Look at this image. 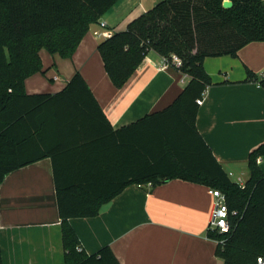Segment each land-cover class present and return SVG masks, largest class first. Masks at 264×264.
<instances>
[{
    "label": "trees",
    "instance_id": "obj_1",
    "mask_svg": "<svg viewBox=\"0 0 264 264\" xmlns=\"http://www.w3.org/2000/svg\"><path fill=\"white\" fill-rule=\"evenodd\" d=\"M116 1L0 0V182L9 172L46 155L31 154L30 147L43 141L57 103L67 102L80 108L84 119L97 112L113 138L121 132L124 142L121 153L111 150L112 157L102 166L53 163L65 264H120L108 245L92 254L78 250L80 242L68 220L97 215L100 206L127 184L155 186L171 179L220 189L229 210L237 211L230 215L227 233L207 231L217 242L215 252L223 264H257L258 257L264 261V173L258 164L264 141L250 151L249 177L240 185L230 179L195 127V100L211 84L204 58L235 56L245 44L264 41V0H231L230 8L222 7L223 0H161L126 29L99 42L97 51L116 87L124 85L149 50L178 54V69L188 77L166 108L113 131L79 72L55 94H28L24 80L43 71L42 49L70 58L89 24ZM248 76L253 74L249 71ZM259 83L264 88V76Z\"/></svg>",
    "mask_w": 264,
    "mask_h": 264
},
{
    "label": "crops",
    "instance_id": "obj_2",
    "mask_svg": "<svg viewBox=\"0 0 264 264\" xmlns=\"http://www.w3.org/2000/svg\"><path fill=\"white\" fill-rule=\"evenodd\" d=\"M160 1L117 0L89 24L70 58L42 49L43 71L24 80L26 93H58L79 72L113 131L166 108L188 80L183 72L173 65L160 68V55L149 50L124 85L116 87L97 51L99 42L126 29ZM203 68L211 84L198 105L195 127L223 169L231 172L230 179L236 176L235 182L244 184L248 155L264 141V88L259 83L264 41L245 44L235 56L206 57ZM57 105L45 124L43 141L30 147L31 154L46 155L0 182L2 264H65L53 163L102 166L112 157L111 150L121 153L123 133L113 138L97 112L84 119L80 108L67 102ZM258 164L264 173V156ZM208 189L181 179L155 186L130 183L103 203L97 215L68 221L87 254L108 245L120 264H223L215 252L216 240L207 235L214 202Z\"/></svg>",
    "mask_w": 264,
    "mask_h": 264
},
{
    "label": "built area",
    "instance_id": "obj_3",
    "mask_svg": "<svg viewBox=\"0 0 264 264\" xmlns=\"http://www.w3.org/2000/svg\"><path fill=\"white\" fill-rule=\"evenodd\" d=\"M104 24L105 23H102L103 26ZM159 63L160 68H166L169 65H173L174 67L179 68L181 65V59L175 54H171L169 56L160 55ZM203 94L204 92L200 97L196 98L195 102L197 103V105H200L202 103ZM228 175L230 176L231 172ZM208 193L214 199L208 228L216 229L219 233H227L230 230V215H236L237 211L229 210L226 195L220 189L209 187ZM77 249L81 250V247L78 246ZM257 264H264V261L263 259H261V257L257 258Z\"/></svg>",
    "mask_w": 264,
    "mask_h": 264
},
{
    "label": "water",
    "instance_id": "obj_4",
    "mask_svg": "<svg viewBox=\"0 0 264 264\" xmlns=\"http://www.w3.org/2000/svg\"><path fill=\"white\" fill-rule=\"evenodd\" d=\"M232 6V1L231 0H223L222 1V7L223 8H230Z\"/></svg>",
    "mask_w": 264,
    "mask_h": 264
},
{
    "label": "rangeland",
    "instance_id": "obj_5",
    "mask_svg": "<svg viewBox=\"0 0 264 264\" xmlns=\"http://www.w3.org/2000/svg\"><path fill=\"white\" fill-rule=\"evenodd\" d=\"M173 54H175V55H177V56L179 57L178 54H176V53H173ZM179 58H180V57H179ZM180 59H181V58H180ZM231 179H233V181H237L236 176H231Z\"/></svg>",
    "mask_w": 264,
    "mask_h": 264
}]
</instances>
